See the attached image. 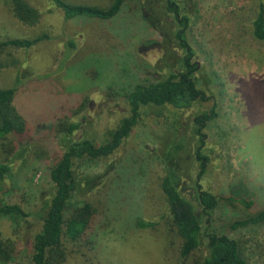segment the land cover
<instances>
[{
  "label": "rangeland",
  "instance_id": "obj_1",
  "mask_svg": "<svg viewBox=\"0 0 264 264\" xmlns=\"http://www.w3.org/2000/svg\"><path fill=\"white\" fill-rule=\"evenodd\" d=\"M27 1L41 12L35 26L23 24L0 0L1 37H42L30 48H11L5 54L6 58L16 57L19 65L0 70V85L13 86L17 76L22 77L15 104L40 130L42 148L18 161L15 175L7 180L8 200L34 212L53 192L50 168L62 148L57 136L49 132L50 124L72 115L87 98L77 116L81 128L76 135L102 142L107 128L127 114L126 94L136 84L154 82L182 68L184 52L176 32L179 18L188 16V38L203 68L200 74L213 83L210 88L204 82L201 85L208 95L215 93L218 102V115L206 129L212 148L213 187L215 192L225 193L243 175L257 193V208L264 207V40L254 36L252 26L264 0H172L178 14L169 9L170 0L125 1L119 13L106 20L85 16L65 20L51 0ZM66 1L100 7L113 2ZM212 104L213 100L198 103L194 111L207 110ZM157 110L145 111L141 124L112 155L81 169V175L106 176L95 188L82 184V176L72 202L93 203L96 220L89 242H67L70 255L64 264H193L204 253L201 250L184 259L182 238L168 224L169 208L162 190L164 166L158 150L170 136L173 117L181 112ZM188 135L183 185L194 192L198 139L191 129ZM249 213L240 205L220 201L213 229L238 239L250 264H264V223L230 229L231 223ZM138 218L155 224L138 227ZM29 222L20 231L24 242L20 253L5 264H31L30 225L39 228V222L36 216ZM18 232L8 218L0 217L1 235L15 238Z\"/></svg>",
  "mask_w": 264,
  "mask_h": 264
},
{
  "label": "trees",
  "instance_id": "obj_2",
  "mask_svg": "<svg viewBox=\"0 0 264 264\" xmlns=\"http://www.w3.org/2000/svg\"><path fill=\"white\" fill-rule=\"evenodd\" d=\"M4 1L23 24L35 26L40 22L41 12L27 0ZM51 1L61 9L65 20L77 16L106 20L116 16L125 1L134 0H113L107 7L74 4L66 0ZM169 2V9L178 14V6L172 0ZM151 15L153 19H157L154 11ZM178 25L176 38L184 52L181 57L182 68L154 82L136 84L126 94L127 114L118 123L107 128L105 140L96 142L86 136L76 135L81 128L77 116L86 107L87 98L72 115L62 116L47 127L49 132L57 136L62 152L50 168L53 192L44 198L41 206L34 212H29L21 204L8 200L10 189H7V180L15 175L18 161L23 162L29 153L37 154L41 150L38 141H41L42 137L39 136L40 130L27 120L15 104V95L22 77L17 76L13 86L0 85V217L8 218L19 229L15 238L0 234V264L10 263L17 258L20 245L24 244L20 231L30 223L31 216H36L39 222V228L34 226L35 223L30 225L31 264H64L70 255L67 242H89L96 220L95 206L90 201L80 204L72 202L81 187L82 176L85 175H81V169L112 155L141 124L145 111L157 112L158 108L181 112L173 117L170 136L164 138L158 156L164 166L162 190L169 208L168 224L182 238V256L189 259L194 253L203 250V254L194 258L193 264H250L238 239L213 229L214 212L220 201L240 205L249 211L244 218L231 223L230 229L234 231L263 224L264 207L257 208V193L248 185L243 175H238L235 181L228 185L225 193L215 192L209 154L212 148L208 144L206 129L208 123L218 115L217 97L215 93L214 96L208 95L207 89L201 85V82H204L210 88L213 83L206 74H200L203 68L197 61V51L188 38V16L179 18ZM252 26L254 36L264 40L263 1L260 2ZM41 39L42 37L0 36V70L19 65L16 57L6 58L5 54L11 48H30ZM72 47H76L75 43ZM211 100V108L194 111L198 103ZM189 129L198 139L194 155L199 163V171L194 181V192H190L183 185V177L186 176L183 173V160L190 148ZM105 176L106 173L98 176L85 175L82 184L95 188L103 182ZM154 224L153 221L142 218L136 220V225L141 228L152 227Z\"/></svg>",
  "mask_w": 264,
  "mask_h": 264
}]
</instances>
